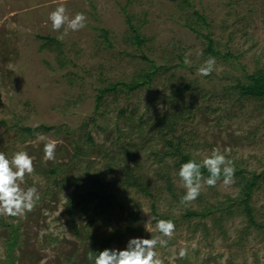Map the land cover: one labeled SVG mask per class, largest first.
<instances>
[{
	"label": "rangeland",
	"instance_id": "374dc122",
	"mask_svg": "<svg viewBox=\"0 0 264 264\" xmlns=\"http://www.w3.org/2000/svg\"><path fill=\"white\" fill-rule=\"evenodd\" d=\"M61 4L70 16L83 12L86 27L53 31L48 16ZM205 37L217 56L207 52ZM209 57L215 70L202 76L198 69ZM151 63L166 70L149 88L106 94L96 111L101 89L130 84ZM263 68L264 0H0V151L35 158V173L22 187H37L40 197L22 216L0 215V264H93L91 250L109 237L107 249L123 250L130 238L159 235L152 207L176 225L167 247H157L165 264H264V177L249 201L259 228L249 226L236 204L187 220V211L240 199L239 179L205 185L195 201L182 203L186 190L175 160L160 163L167 148L159 133L168 130L154 125L177 113L175 136L192 159L201 162L219 148L236 172L262 175V103L233 88ZM15 127L36 131L29 136ZM49 140L59 142L54 160L44 158ZM116 163L136 170L152 197L122 188L118 172L105 171ZM163 170L174 198L159 180ZM181 250H187L183 258Z\"/></svg>",
	"mask_w": 264,
	"mask_h": 264
},
{
	"label": "clouds",
	"instance_id": "9594fccd",
	"mask_svg": "<svg viewBox=\"0 0 264 264\" xmlns=\"http://www.w3.org/2000/svg\"><path fill=\"white\" fill-rule=\"evenodd\" d=\"M48 19L53 31L58 32L63 28L66 33L69 30L75 32L84 29L88 18L83 12L70 16L68 9L61 4L49 13ZM185 62L189 63L187 58ZM215 64V58L209 57L198 71L202 76L211 75L215 70ZM37 138L46 139L43 134H38ZM58 143L56 140H49L44 144L45 160L55 159ZM34 159L24 150L16 151L11 156L0 151V215L22 216L31 211L39 200L37 187H22L25 177L35 173ZM202 169L207 170L208 177H204ZM235 172V162L222 154L219 148L213 149L211 155L201 162L190 159L182 163L178 177L186 191L181 202L195 201L205 185L215 187L221 177L225 186L232 184ZM156 229L159 233L157 236L130 238L123 250L112 248L98 253L91 251L89 259L94 258L93 264H165L157 247H167L168 240L165 238H171L174 235L176 225L171 219H159L156 221ZM111 231L112 229H109V232ZM186 254L187 250H181L179 256L183 258Z\"/></svg>",
	"mask_w": 264,
	"mask_h": 264
},
{
	"label": "trees",
	"instance_id": "16d2710c",
	"mask_svg": "<svg viewBox=\"0 0 264 264\" xmlns=\"http://www.w3.org/2000/svg\"><path fill=\"white\" fill-rule=\"evenodd\" d=\"M184 2V1H183ZM186 4V2H185ZM196 15V13H195ZM200 21L204 22L205 20L202 18H198ZM134 34V40L137 46H141L144 41L139 39L138 34L136 31H133ZM43 39L47 44L48 43H56L54 39L51 38H41ZM207 41V52L211 55L217 56V53L213 51V44L212 40L209 39L208 37H205ZM159 70L165 71L164 67H156L154 66L153 63H151L150 69L140 75L139 77L135 78L134 81H132L130 84H125V83H119V84H114L111 86H108L106 88H103L99 91V95L96 98V111L99 109L101 103H102V98L106 94H111V93H123L126 96L132 94L133 92H137L141 90L142 88H149L150 85L152 84V80L155 76H157ZM245 84H241L239 82L236 83V86L233 88V90H236L238 92L239 97L245 98V99H250V100H255L258 102L262 103V107L264 109V68L253 74L250 75L246 78ZM175 116H179L177 113L171 114L168 117L162 116V121H156L155 122V127H158V124L160 126H163L166 128L168 131L166 132L167 134H163V132H160L159 135L162 137V142L164 145V148H167V151H164L162 155H160V163H164L166 159H173L175 160V165L174 168L179 171V168L182 163L187 162L188 160L192 159L191 155L182 148L183 141L181 138L175 136L174 132V125L171 122V119L175 118ZM181 118V117H180ZM138 121H142V117L138 119ZM19 131L24 132L27 135H32L36 130L30 129V128H21V127H15ZM40 130H43L44 132H50V131H56L55 128L51 127H40ZM173 130V131H172ZM58 134V131H56ZM87 142L93 146L92 139L87 136ZM158 156V155H156ZM112 159V158H111ZM115 158L110 160V162L115 163ZM114 166L115 170L110 168H105V171L107 172H113L117 171L119 176V183L120 186L126 190H134L145 197L151 198V187L147 185V183L143 180V177L134 169L130 168L129 165H122L118 164ZM160 172V175L163 174V177L159 178V180H163L164 186H165V191L170 195L172 198L175 197V191H174V185L172 184V180L169 177V172ZM57 169H52L49 171V174L51 176H56ZM204 177H208L209 173L207 172L206 169H202ZM264 177V173L262 175H251L250 178H246L243 176L242 172H235V178L239 179V184L237 185L238 190L240 195V199H236L233 202H229L226 205L220 204L218 208H208L204 207L203 209H200V211H187L184 215V218L189 220V219H200V220H205L207 218H211L214 216L215 213L217 214H223L229 207V204L237 205L242 212V214L245 215L249 226L253 228H259V226L255 223L253 213L249 204L251 194L257 184L258 181L262 180ZM179 178V177H178ZM223 179V177H221ZM95 183H98V180L94 179ZM180 181V180H179ZM181 182V181H180ZM156 184V183H155ZM71 206V205H69ZM152 214L155 219V222L159 219H169L163 216H160L157 214L156 210L154 207H152ZM130 227H126L124 229V232H129ZM112 241V237L107 238L101 246L96 250L98 253L99 251H102L104 249H107L110 246V243ZM16 242V236L12 238L11 242H7V247L8 250L10 251L11 249L14 248ZM92 251V250H91ZM93 252V251H92Z\"/></svg>",
	"mask_w": 264,
	"mask_h": 264
}]
</instances>
